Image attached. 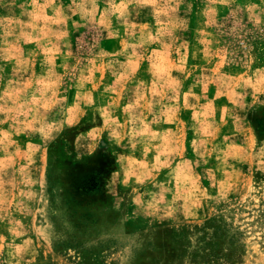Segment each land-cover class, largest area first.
<instances>
[{
	"label": "rangeland",
	"instance_id": "374dc122",
	"mask_svg": "<svg viewBox=\"0 0 264 264\" xmlns=\"http://www.w3.org/2000/svg\"><path fill=\"white\" fill-rule=\"evenodd\" d=\"M0 264H264V0H0Z\"/></svg>",
	"mask_w": 264,
	"mask_h": 264
}]
</instances>
